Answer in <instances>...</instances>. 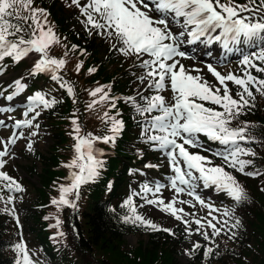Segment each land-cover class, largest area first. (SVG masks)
<instances>
[{"label":"snow or ice","instance_id":"snow-or-ice-1","mask_svg":"<svg viewBox=\"0 0 264 264\" xmlns=\"http://www.w3.org/2000/svg\"><path fill=\"white\" fill-rule=\"evenodd\" d=\"M32 5L33 0H0V61L10 57L18 63L29 57L30 53L39 54L31 75L48 72L52 74L53 80L59 81L60 77L56 73L64 67L66 60L53 57L49 53L51 47L59 44L60 40L48 24L47 11ZM71 5H75L81 16L85 18L81 23L84 24L89 35L95 33L114 41L111 45L112 50L126 58L135 57L139 62L138 66L144 69V74L138 79L142 84H146L148 89H154L156 94L143 96L137 93L144 101L143 104L138 103L135 97H126L125 100L133 105L138 114L142 116L147 114V117H150L143 122L141 136L146 142L165 151L174 173L169 178V183L177 196L186 193L201 206L208 207L209 215L212 211L218 210L213 209L197 195L196 188L200 183L205 188L215 187L217 191L224 192L237 205L248 200L245 189L231 173L222 166L214 165L207 156L190 149L203 147L200 141L202 134L209 141L226 146L224 151L214 152L213 155L222 157L229 167L248 176L258 175L259 173L244 171L252 161L240 159L241 155H255L250 150L242 148L239 143L248 141L249 138L245 133L249 125L245 122L243 127L233 128L231 123L243 114L245 108L254 107L253 88L264 95V79H258L247 71L245 78L232 73L222 75L208 65V71L218 81V87L210 84L200 75L191 74L176 59V57H184L185 53L179 50V38L172 31L171 25L175 23L184 29L179 36L186 34L189 37L188 43L200 41L204 37L205 43L220 42L224 49L232 52L233 45H252L255 41H264V0H260L258 5L256 0H248L247 4H238L235 0H227V2L222 0H85L84 3H81V0H71ZM24 12L28 14L24 15ZM245 12L253 15L261 13V20L253 22L249 17L241 15ZM21 20L24 24L18 22ZM29 20L31 23H28ZM218 29L219 34L212 35ZM76 48V45H72L71 50L74 51ZM252 55L256 60L264 62V48L259 54ZM240 63L246 68H255L257 72H264V67H258L249 55H244ZM80 67L81 64L78 63L77 71ZM88 71L92 73L96 69L90 68ZM227 82L238 86L240 90L235 95L239 99L234 98ZM14 85L15 90L7 96L9 101L23 92L26 87L21 80L14 81ZM61 87H67L68 94L73 95L71 86L61 84ZM108 87L98 86L89 92L90 96L98 97V100L93 99L88 105L90 109L97 103L102 104L105 101L110 102V108L116 107L117 98L110 96L109 91L105 90ZM168 87L172 93L170 102L160 94ZM28 101L29 106L24 113L26 117L40 105L43 108H50L56 103L55 100L46 99L40 92L28 97ZM206 103L216 105L220 110L205 106ZM9 111L12 109L0 108V112ZM153 113L157 114L152 115ZM39 115L40 112L36 111L30 119L15 121L14 128L32 127L33 120ZM102 119L105 123L110 122L109 132L112 135L102 137L92 133L81 135L80 125L76 119L72 120L73 131L70 135H73L75 140L73 145L75 155L64 166L75 171L70 172V184L60 186L59 199H53V204L75 208V201L68 199V195L74 193L78 199L81 186L93 182L98 177L104 162L98 158L100 153L94 147L95 142L114 143L115 137L123 129V121L110 116L108 112L104 113ZM4 126H6L5 122L0 120V127ZM35 127L40 126L37 124ZM36 134L32 133L33 136ZM18 138L15 132L7 140L0 138V145H3L0 150V168H3L6 163L2 158L9 154V146L15 144ZM27 147L30 151L32 150L31 142ZM0 181L6 182L4 187L8 191H22L19 183L3 171H0ZM163 187L164 185L156 184L153 189L144 185L143 192H152L155 197L154 199L146 198L145 203L154 205L176 220H181L185 225L195 223L198 226L196 231L199 232L205 226L202 224V218L185 220L184 216H188L189 213H185L183 208L176 207L177 203L190 202L177 200L175 196L172 200L165 202L163 198L156 195ZM12 199L13 197L9 196L8 202L11 203ZM123 206L129 210V214L122 217L124 223L172 234L171 229L161 228L139 214L131 196ZM191 206L194 207V204ZM191 215L195 216L194 213ZM223 215L230 217L232 212L225 210ZM213 220L219 223L217 217L213 216L212 220L207 221V227L212 229L213 236L220 235L228 221H224V225L218 228L216 223L212 222ZM59 223L60 221L57 220L56 225L52 226L57 227ZM240 226L241 221L236 219L235 223L229 227V239L236 236L231 229ZM201 234L205 240L210 239L207 232ZM59 235L64 233L61 232ZM199 247V244L194 245V248ZM14 250L18 256L16 264H33L23 240L14 246ZM212 252V248H206L205 257Z\"/></svg>","mask_w":264,"mask_h":264},{"label":"trees","instance_id":"trees-1","mask_svg":"<svg viewBox=\"0 0 264 264\" xmlns=\"http://www.w3.org/2000/svg\"><path fill=\"white\" fill-rule=\"evenodd\" d=\"M235 1L240 4L248 3V0ZM222 2H227V0H222ZM259 3L260 0H256V4ZM54 18L57 19V17ZM13 22L17 21L13 20ZM18 22L22 24L21 21ZM84 32V38L88 39L89 33ZM82 35L81 31L78 34H75L71 29L66 31L65 40L70 52H77L80 48H84L82 38H80ZM25 36L27 38V34ZM110 43L112 44L114 41ZM72 45L77 46L74 51L71 50ZM249 46L252 51L246 55H249L258 67H264V62L256 60L252 55L253 53L259 54L260 50L264 48V41H255ZM115 55L122 59V63L115 66L113 70H109L100 61L96 66V82L100 85L103 84V86H109L106 91H109L110 96L117 98L115 108H110V102L107 101L109 108L106 112L110 116L122 120L123 129L115 137L114 143L95 142L94 147L99 150L98 158L104 162L103 167L93 182L81 186L79 202L75 203L76 207L65 205L67 211L66 226L69 229V236L74 243L75 251L77 250L73 255L68 252L67 246L53 239L51 232L47 230L46 212L52 203L50 193L55 191L62 178L65 179L64 176H61L62 173L59 174L58 171L61 160L65 157V153L60 152V147H63L66 142L67 146H70L66 134L58 124L52 125L54 129L53 144L50 146L47 155L35 154V157L41 162V168L40 171H35L39 179V187L37 188L38 195L33 202L34 205L30 207L32 209L30 216L33 219L34 227H36L32 230L33 234L42 244V261L40 264H228L227 259L232 262L244 261L246 264H264V191H262L264 189V95L256 92L253 88L254 107L245 108L243 114L231 123L233 128L243 127L245 122L249 125L245 133L249 138L248 141H240L239 143L242 148L250 150L255 155H241L240 159L252 161L250 165L245 167L246 172L259 174L255 176L246 175V188L240 184L245 189L248 200L237 205L231 199L230 211L232 216L226 219L227 225L222 223L217 226L219 228L224 225L220 235L213 236L211 228L202 231V233L207 232L210 239L205 240L204 236L201 235L203 244L199 248H192L187 261L184 263L178 257L182 252L181 243L187 240L186 231L182 227L176 225L170 234L124 223L122 220V217L129 214L128 208L123 206L124 202L131 196L133 204L136 206L140 200L137 196L126 193L130 181L136 178L134 169L140 161L144 162L150 156L155 158L154 154L156 155L158 152L153 149L157 146L146 142L141 136L143 122L150 117H147V114L145 116L138 114L133 105L125 100L126 97H135L138 103H144L137 95V93L143 95L137 78L138 72L133 74L134 69L132 68L138 63L131 65L129 62L133 58H126L112 49L106 59L113 64V56ZM124 63L127 65L124 66ZM230 65L235 69L237 76L243 75L245 78L247 71L258 79H264V72H257L255 68H246L240 61L230 63ZM25 72L29 73L30 76L32 69L28 68ZM56 75L60 77L59 81L53 80L52 74L48 72L32 75L34 76L32 79H41V84L46 92H54L55 94L51 100H55L56 103L52 107L46 108V114L50 116L49 118L52 117L51 115H56L60 119H66L69 115L72 117L76 114L82 115L84 106V122L83 117L77 121L82 132L84 129V135L87 133H92L98 137L112 135L109 132L110 122L105 123L102 120L98 126L91 124L92 120L86 116L87 102L84 91H78L75 79L71 78L64 68L58 70ZM124 79L127 82L123 90ZM61 84L71 86L73 95H69L67 87H61ZM228 84L234 98L239 99L235 95L240 90L238 86L232 82H228ZM205 106L220 110L216 105L205 104ZM70 128L73 130V124ZM74 143L75 140L73 139V145ZM210 143L208 144H215ZM72 153H74V149ZM207 157L214 165L224 167L227 172L235 177V168L229 167L223 159L211 154H208ZM30 171L33 169L30 168ZM53 182L57 184L56 187L52 186ZM73 197H76L74 193ZM236 219L241 221V226L231 229L232 232L236 233V236L229 239V227L235 223ZM140 229L148 233V245L145 247L139 243L134 247H126L123 242L124 236ZM12 235V232L9 233V225L0 211V264H16L18 258L11 255L14 247V242L11 240ZM206 248L213 249V252L207 257L204 255Z\"/></svg>","mask_w":264,"mask_h":264},{"label":"rangeland","instance_id":"rangeland-1","mask_svg":"<svg viewBox=\"0 0 264 264\" xmlns=\"http://www.w3.org/2000/svg\"><path fill=\"white\" fill-rule=\"evenodd\" d=\"M84 2L85 0H81V3ZM235 2L240 4L237 1ZM32 6L36 8H43L47 11L48 24L53 28V31L60 40L59 44H54L51 47L49 54L53 57L63 58L66 60V64L63 67L64 70L69 73L71 78L75 79L78 91H84L85 101L87 102L85 109L86 116L92 120L91 124H93V126H98V123L103 120L102 117L104 113L108 111L109 107L107 106V101L102 104L97 103L91 109L88 107L93 99L98 100V97L94 98L90 96L89 92L98 86H103V84L100 85L96 82V66L101 61L106 67H108L109 70H113L115 66L122 63V59L118 55L113 56V64L106 59L109 57L110 50L112 49V44L110 43L111 41L106 37L93 33L92 35H89L88 39L84 38V31L86 30L81 21L85 18L81 16L79 9L75 5H71V0H33ZM23 14L27 15L28 13L24 12ZM241 15L249 17L253 22L261 20V13L253 15L245 12L241 13ZM54 17H57V19ZM21 22L24 24V21L21 20ZM28 23H31V21L29 20ZM171 28L179 38V50L185 53L184 57H176V59L179 60L180 63H182L185 68L191 72V74L200 75L204 80H207L210 84L218 87V81H216L215 77L208 71V65H211L222 75H227L229 73L237 75L235 73V69L232 65H230V63L241 61L246 53H250L252 51L249 45L240 44L233 45L236 46L233 47L234 50L232 52H228L223 48L220 42L214 41L210 45L205 43L204 40L206 38L204 37L200 40V42L203 43L202 47L198 48V46L194 43L187 42L189 37L186 34L182 37L179 36V33L184 31L180 25L173 23ZM70 29L75 34H78L80 31L83 33L80 38H82L81 40L84 44V48H80L77 52H70L67 47L65 35L66 31ZM217 34H219V29L212 35ZM204 49L207 51L202 52ZM65 53H67V55H65ZM131 58H133L129 62L131 65L135 63H138L139 65V62L135 57ZM37 59H39V54L30 53L29 57L24 58L18 63L14 62L10 57H6L3 61H0V108L12 109V111L9 112H0V120H3L6 125L4 127H0V138L7 140L9 137L13 136L14 132L19 137L16 139L15 144L9 146V154L2 158L6 161V163L3 168H0V171L7 173V175L14 178L22 188V191H8L4 187L6 182L0 181V197H2L0 198V211L9 225V233H13L11 237V240L14 242L13 246L23 240L29 251L33 264H40L42 261V244H40L39 240L33 234L32 230L36 229V227H34L33 219L30 216V214H32V209L30 207L31 205H34L33 202L38 195L37 188L39 187V179L35 171L38 172L41 168V162L35 157V154L40 153L42 155H47L50 146L53 144L52 139L54 129L52 128V125L58 124L61 130H63L66 134L68 142H70V146H67V142L63 147L60 145V152L63 151L65 153V157L62 158L58 171L59 174L62 173L61 176H64L65 179L62 178L59 181L58 186L55 182H53L52 186L57 187L55 191L50 193L51 201H53V199L58 200L60 196V186L70 184V172L75 171V169H69L64 166L69 163L75 155V153H72L73 135H70V133H72L73 130L70 126L73 119L79 121L80 118L83 117L84 122V106L82 115L76 114L73 117L69 115L66 119H60L56 115H51L52 117L49 118L50 116L46 114V108H43L42 105L36 107L33 112H29L27 117L24 115L29 106L28 97L33 96L37 92L44 94L45 98L48 100H51V98L55 96L54 92L51 93L44 90L43 85L41 84V79H32L34 76H29V73L25 72L28 68H33ZM78 63L81 64L79 71L76 69V65ZM126 65L127 63H124V66ZM138 65L132 67L134 69L133 74L138 72L137 78L144 74V69L140 68ZM90 68H95L96 71L89 73L88 70ZM239 77L243 78V75H240ZM16 80H21L26 87L23 92L9 101L7 96L11 95L15 90L14 81ZM126 82L127 81L124 79L122 86L123 90ZM139 83L140 90H143V96H152L156 94L154 89H148L146 84H142L140 80ZM160 94L164 95L169 102L171 101L172 93L170 87ZM36 111H39L40 115L33 120L32 127L22 126L20 128H14L15 121L30 119L33 115H35ZM37 124L40 126L39 128L35 127ZM33 132L37 134L33 136ZM80 134L84 135V129L83 132H80ZM200 141L203 147L192 148L190 151L198 152L201 155L207 156L208 154L213 155V153L217 151H224L226 147L213 141L210 142L215 144L209 145V140L202 134L200 136ZM30 142L32 144L31 151L27 147ZM2 148L3 145H0V150H2ZM153 149L158 152L156 155L154 154L155 158L150 156L148 160L139 162V165L134 169V175L136 178L130 181L129 187L126 188V193L133 194L140 199L136 204L137 212L146 219L151 220L154 224L160 226L161 228L172 230L176 225H179L186 231L187 240L181 243L180 248L182 252L178 256L180 261L185 263L188 259L190 250L194 248V245L203 244L201 233L209 228L207 227V221L212 220L213 216L217 217L219 223H217V220H213L212 222L216 223L218 226L224 223V221L228 218L223 215V212L225 210L230 211L231 198L224 192L217 191L215 187L205 188L203 184L200 183L196 188L197 195H199L206 204H209L213 209L218 210L212 211L211 215H209L210 209L208 207L201 206L186 193L177 196L169 183V178L172 177L174 173L170 168L165 151L159 149L158 147ZM213 156L223 159L220 156ZM146 162L150 164V167L146 165ZM30 168H32L33 171H30ZM244 171L246 172V170ZM235 177L237 178L239 184L246 188V175L236 170ZM156 184L164 185L161 192L156 195L163 198L165 202L172 200L174 196L177 200L190 202L185 204L177 203L176 207L183 208L185 213H189L188 216H184L185 220L192 221L196 218H202V224L205 226L197 232L196 229L198 226L195 223L185 225V223L181 220H176L171 215L160 211V209L154 205L146 204V198L154 199L155 197L152 192L144 193L142 190L143 186L148 185L154 189ZM9 196L13 197L11 203L8 202ZM67 198L74 200L75 203L79 202V198L77 199L76 197H73V194H69ZM193 204L194 207L191 206ZM193 213L195 216L191 215ZM46 215L49 228H47V230L51 232V237H54L53 239L67 246V250L70 254H75L77 250L75 251L74 243L71 241V237L69 236V229L66 226V206L63 204L57 205L51 203L47 209ZM57 220L60 221L59 225L57 227H53L52 225H56ZM61 232L64 233V235H59ZM189 232H191V234H189ZM123 242L126 247H134L139 243H142L143 246L146 247L149 243V235L146 231L140 229L136 232L126 234L123 238ZM11 253H13L11 255L18 258L14 247ZM244 258L246 259L245 255ZM227 263L246 264L244 261L232 262L229 259H227Z\"/></svg>","mask_w":264,"mask_h":264},{"label":"bare ground","instance_id":"bare-ground-1","mask_svg":"<svg viewBox=\"0 0 264 264\" xmlns=\"http://www.w3.org/2000/svg\"><path fill=\"white\" fill-rule=\"evenodd\" d=\"M194 44L196 45V46H198V48H200V47H202V42H200V41H196V42H194ZM210 45V44H209ZM205 51H207L206 49H204V50H202V52H205Z\"/></svg>","mask_w":264,"mask_h":264}]
</instances>
